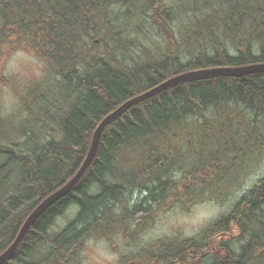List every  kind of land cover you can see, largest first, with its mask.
Returning <instances> with one entry per match:
<instances>
[{
	"label": "trees",
	"instance_id": "trees-1",
	"mask_svg": "<svg viewBox=\"0 0 264 264\" xmlns=\"http://www.w3.org/2000/svg\"><path fill=\"white\" fill-rule=\"evenodd\" d=\"M208 5L213 12L220 13L221 24L218 34L208 28L210 40L200 45L213 47V54L194 55L183 61L172 39L174 36L165 32L169 28L170 12L166 0H0V64L6 45L28 50L53 67L58 78L66 83L68 92L76 93L73 104L60 117V136L46 146L40 145L25 153L15 146L4 145L0 136V160L7 159L0 162V254L14 241L31 211L74 176L89 151L97 126L124 101L181 73L264 63V0H211ZM132 9L137 17L148 11L147 19L156 27H164L163 58L132 66L126 63L125 50L114 38L106 34L102 37L108 23L118 20L122 14L129 15ZM220 33L232 43L217 42L215 35ZM193 38L203 39L197 33ZM48 102L58 106L56 100ZM228 102L243 103L248 109H254L257 104L256 109L261 112L257 116L263 118L257 122L242 115L218 114L216 122L207 126L203 136L195 138V146H202L198 157L204 150L211 151L213 146L215 153L199 162L189 157V170L181 180H163L161 175H165L176 158L177 138L184 128L182 122L192 116H203L209 108ZM47 118L53 121L50 115ZM5 124L0 115V128ZM236 127H240L238 131L253 127V132L241 136ZM217 128L222 134L213 132ZM240 137L242 142L234 143ZM259 137L264 139V72L194 78L138 102L106 126L95 159L80 182L39 215L22 244L4 264L72 263L68 262L70 253L82 236L102 233L96 229L117 204H113L116 197L127 189L110 171L114 154L123 147L131 145L130 151L139 154L129 163L139 162L140 166L128 168L127 176L142 182L135 188L154 182L151 189L146 188L148 194L134 206L139 214L152 208L153 202L162 204L166 197L173 198L170 203L186 204L184 201L190 198L188 193L197 196L196 191L209 185L217 175L229 176L231 167L238 163L235 160L240 158L237 154ZM11 167L21 171V181L15 194L8 197L10 177L14 178L8 173ZM197 197L205 198L201 194ZM69 206L78 210L75 220L63 230L51 232L53 220ZM263 234L264 175L201 238L188 239L180 245L169 243L162 248L159 264H190L198 258H195L198 247L199 264L207 260H211L210 264H255L257 256L254 255L264 246ZM207 249L211 253L204 254ZM261 253L259 259L264 258V249ZM256 264L264 263L257 261Z\"/></svg>",
	"mask_w": 264,
	"mask_h": 264
},
{
	"label": "rangeland",
	"instance_id": "rangeland-1",
	"mask_svg": "<svg viewBox=\"0 0 264 264\" xmlns=\"http://www.w3.org/2000/svg\"><path fill=\"white\" fill-rule=\"evenodd\" d=\"M209 1L211 0H166L170 12L167 16L169 28L165 29V32H170V36H174L172 39L176 42V49L179 50L178 53L183 61L194 55L213 54V47L200 45L204 44L205 40H210L208 28L218 34L217 28L221 24L220 13L210 9ZM135 12L132 9L129 15L122 14L118 20H112L106 26V31L102 33V37L106 34L116 40L117 45L125 50L123 55L126 63L132 66L163 58L166 51V39L162 31L164 27L161 29L153 25L146 17L148 11L146 15L140 17H137ZM195 33L200 34L204 40L194 39ZM215 37L216 41L223 45L232 43V40H228L229 38L224 34L220 33ZM12 47V44L4 47V56L0 64V115L6 122L5 127L0 128V136L4 145L11 148L15 146L22 152L29 153L40 145L46 146L51 139L60 136V117L69 110L76 93L68 92L66 83L58 78L52 66L28 50L12 49ZM51 99L56 100L57 107L48 102ZM256 107L257 104L254 109H248L243 103L228 102L209 108L203 116H192L183 121L184 128L181 129L183 132L177 138L179 145L176 144L178 148L176 158L161 178L181 180L183 174L189 170L188 161L191 160L189 157L192 156L194 157L192 161L199 162V159H209L215 153V146H210L211 151L204 150L201 157H198L202 146H195V138L203 136L207 126L216 122L218 114L226 112L232 116V113L235 117L242 115L250 118L251 121L256 119L258 122L263 116H257V113L261 112ZM58 110L62 111L58 113ZM49 115L53 119L52 122L47 118ZM238 128L236 127L235 130L238 131ZM213 132L222 134L218 128ZM238 132L244 136L253 132V127H243ZM241 142V137L234 141L237 144ZM130 149L131 145H128L114 154L110 170L127 189L116 197L113 204H117L108 211L109 213L107 212L106 221L98 230L96 229V232L102 233L92 232L82 236L74 252L70 253L71 258L68 262L72 263L69 264H158L161 260L158 256L162 248H166L169 243L180 245L185 240L201 238L204 231L222 214H228L235 202L264 175V139L259 137L258 140L252 139L245 148L241 149L240 154H237L241 160L240 158L235 160L238 163L234 168L231 167L229 176L226 177V173L223 176L217 175L214 181L208 182L209 185L196 191L197 196L201 194L205 198L199 199L194 193H188L190 198L184 201L185 204L170 203L173 198L166 197L162 200V204L157 205L153 202L150 205L152 208L138 214L134 206L139 203L140 198L148 194L146 188L151 189L154 182L146 183V187L135 188L138 182H142L127 178L128 168L137 169L140 166L139 162L129 163L134 160V155L137 158L139 156L135 150L130 151ZM121 154L124 155L123 158H120ZM8 173L14 176V178L10 177L12 182L9 184L10 193L7 194L10 197L15 194L21 181V171L13 170L11 167ZM156 176H159L158 172ZM130 193L132 197H129ZM77 212L76 208L69 206L62 215L53 220L54 225L49 230L51 232L54 229L63 230L75 220ZM144 213L148 216L146 217ZM232 245L236 247V243ZM210 246L212 247V242ZM263 249L264 246L260 247V251L257 250L254 256H257V261L264 263V258H258ZM197 250L195 258L197 256L200 258V247ZM208 252L210 251L207 249L204 254ZM198 258L190 264H199ZM210 261L207 260L204 264H210ZM257 261L253 263L256 264Z\"/></svg>",
	"mask_w": 264,
	"mask_h": 264
},
{
	"label": "water",
	"instance_id": "water-1",
	"mask_svg": "<svg viewBox=\"0 0 264 264\" xmlns=\"http://www.w3.org/2000/svg\"><path fill=\"white\" fill-rule=\"evenodd\" d=\"M256 72H264V63H254V64H246L244 66H217L214 68H204L194 72H188L185 74L175 75L169 79L164 80L163 82L159 83L158 85L154 86L153 88L143 92L142 94L130 98L129 100L124 101L111 113H109L98 125L97 129L94 132L92 143L90 149L85 157L84 162L80 166L77 173L74 177L62 186L61 189L55 191L52 195L48 196L44 199L40 205L27 217L26 221L24 222L23 226L21 227L15 241L12 245L0 254V264H4L6 260L16 251V249L21 244L22 240L24 239L25 235L27 234L28 230L30 229L33 222L37 219V217L48 207L50 206L55 200L59 199L61 196L65 195L71 189H73L79 180L84 175L85 171L94 160L98 146L103 134L105 127L116 117L120 116L123 112L128 110L130 107L135 105L136 103L147 99L151 96L158 94L159 92L168 89L169 87L178 84L180 82L200 78V77H208V76H220V75H243L249 73H256Z\"/></svg>",
	"mask_w": 264,
	"mask_h": 264
},
{
	"label": "bare ground",
	"instance_id": "bare-ground-1",
	"mask_svg": "<svg viewBox=\"0 0 264 264\" xmlns=\"http://www.w3.org/2000/svg\"><path fill=\"white\" fill-rule=\"evenodd\" d=\"M211 68H214V67H211ZM201 69H204V68H201ZM199 70H200V69H199ZM194 71H198V70H193V71H189V72H194ZM185 73H188V72H185ZM185 73H181V74H185ZM178 75H179V74H178ZM243 75H245V74H243ZM172 77H173V76H172ZM170 78H171V77H170ZM167 79H169V78H167ZM142 93H143V92H142ZM142 93H141V94H142ZM159 93H160V92H159ZM139 95H140V94H139ZM137 96H138V95H137ZM134 97H135V96H134ZM151 97H152V96H151ZM132 98H133V97H132ZM149 98H150V97H149ZM144 100H145V99H144ZM142 101H143V100H142ZM140 102H141V101H140ZM97 127H98V126H97ZM105 128H106V127H105ZM96 129H97V128H96ZM94 132H95V131H94ZM93 135H94V134H93ZM92 139H93V138H92ZM91 143H92V141H91ZM99 144H100V143H99ZM90 146H91V145H90ZM98 147H99V146H98ZM89 149H90V148H89ZM254 152H255V151H254ZM260 153H261V152H260ZM94 159H95V158H94ZM84 160H85V159H84ZM83 162H84V161H83ZM83 162H82V163H83ZM92 162H93V161H92ZM92 162H91V164H92ZM91 164H90V165H91ZM81 165H82V164H81ZM81 165H80V166H81ZM90 165H89V167H90ZM89 167L87 168V170L89 169ZM79 168H80V167H79ZM79 168H78V170H79ZM78 170H77V171H78ZM87 170H86V171H87ZM128 170H129V169H128ZM77 171H76V173H77ZM86 171H85V173H86ZM128 172H129V171H128ZM76 173H75V174H76ZM85 173H84V175H85ZM75 174H74V175H75ZM84 175H83V176H84ZM83 176H82V177H83ZM73 177H74V176H73ZM73 177H72V178H73ZM72 178H71V179H72ZM71 179H70V180H71ZM81 179H82V178H81ZM81 179H80V180H81ZM70 180H68L66 183H68ZM80 180H79V182H80ZM79 182H78V183H79ZM66 183H65V184H66ZM65 184H64V185H65ZM64 185H63V186H64ZM61 188H62V186H61L60 188H58L57 190H55V191H58V190L61 189ZM71 190H72V189H71ZM55 191H53V192H52L51 194H49L48 196L52 195ZM67 193H68V192H67ZM67 193H66V194H67ZM48 196H46L44 199H46ZM63 196H64V195H63ZM63 196H61V197H63ZM44 199H43V200H44ZM43 200H42V201H43ZM57 200H58V199H57ZM42 201H41V202H42ZM55 201H56V200H55ZM41 202H40V203H41ZM40 203L35 207V209L40 205ZM35 209H34V210H35ZM34 210H33V211H34ZM33 211H31V213H32ZM31 213H30V214H31ZM30 214H29V215H30ZM29 215H28V216H29ZM222 215H223V214H222ZM38 217H39V216H38ZM38 217H37V218H38ZM26 219H27V218H26ZM26 219H25V221H26ZM25 221H23V222H25ZM33 223H34V222H33ZM117 223H118V222H117ZM23 224H24V223H23ZM23 224H22V226H23ZM22 226H20V229H21ZM31 226H32V225H31ZM20 229H19V231H20ZM19 231H18V233H19ZM28 231H29V230H28ZM18 233H17V235H18ZM27 233H28V232H27ZM17 235H16V237H17ZM26 235H27V234H26ZM26 235H25V237H26ZM263 235H264V234H263ZM16 237H15V239H16ZM25 237H24V239H25ZM188 238H189V237H188ZM15 239H14V241H15ZM24 239H23V240H24ZM23 240H22V242H23ZM14 241H13V242H14ZM13 242H12V243H13ZM22 242H21V243H22ZM12 243L10 244V246L12 245ZM20 245H21V244H20ZM20 245H19V246H20ZM10 246H8V248H9ZM8 248H7V249H8ZM18 248H19V247H18ZM18 248H17V249H18ZM7 249H6V250H7ZM17 249H16V250H17ZM6 250H5V251H6ZM15 252H16V251H15ZM15 252H14V253H15ZM2 253H3V252H2ZM2 253H1V254H2ZM14 253H13V254H14ZM13 254H12V255H13ZM12 255H11V256H12ZM11 256H10V257H11ZM10 257H9V258H10ZM9 258H8V259H9ZM8 259H7V260H8ZM7 260H6V261H7ZM50 262H51V261H50ZM258 263H259V262H258Z\"/></svg>",
	"mask_w": 264,
	"mask_h": 264
},
{
	"label": "flooded vegetation",
	"instance_id": "flooded-vegetation-1",
	"mask_svg": "<svg viewBox=\"0 0 264 264\" xmlns=\"http://www.w3.org/2000/svg\"><path fill=\"white\" fill-rule=\"evenodd\" d=\"M24 221H25V220H24ZM23 223H24V222H22V224H23ZM21 226H22V225H21ZM19 229H20V228H19ZM17 233H18V232H17ZM15 235H17V234H15ZM15 235H14V236H15ZM14 236H13V237H14ZM158 264H159V263H158Z\"/></svg>",
	"mask_w": 264,
	"mask_h": 264
}]
</instances>
